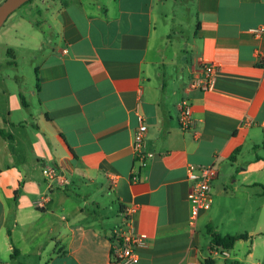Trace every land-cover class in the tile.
<instances>
[{
  "label": "crops",
  "instance_id": "crops-1",
  "mask_svg": "<svg viewBox=\"0 0 264 264\" xmlns=\"http://www.w3.org/2000/svg\"><path fill=\"white\" fill-rule=\"evenodd\" d=\"M59 1L47 5L58 27L34 70L35 114L0 88V264H114L125 217L145 234L130 264H205L199 231L214 252L208 230L231 233L221 219L254 217L262 233L264 37L251 29L264 0H187L192 32L166 61L151 44L162 0ZM199 57L216 66L208 89L194 84ZM182 100L194 119L185 130ZM139 115L144 162L132 149ZM189 163L216 169L193 225Z\"/></svg>",
  "mask_w": 264,
  "mask_h": 264
},
{
  "label": "rangeland",
  "instance_id": "rangeland-1",
  "mask_svg": "<svg viewBox=\"0 0 264 264\" xmlns=\"http://www.w3.org/2000/svg\"><path fill=\"white\" fill-rule=\"evenodd\" d=\"M53 0H30L14 9L0 27V88L16 95L22 94L30 106V113L35 114L37 104L31 92L35 89V67L40 64L43 54L55 43L57 22L47 5ZM59 2H65L60 0ZM187 0H162L164 15L158 16L156 35L152 47L159 48L158 58L168 60L177 54L183 36L188 38L192 32L193 10ZM184 39V40H185ZM158 63V67H161ZM0 109L4 105L0 103ZM250 224L239 222L216 221L222 232L230 234L248 232L249 238L238 239L228 255L222 254L221 247L210 253L207 248L209 236L205 227L200 229V244L203 254L214 259L212 264H264V207L261 214L263 220L262 233L258 232L254 221ZM250 228V229H249Z\"/></svg>",
  "mask_w": 264,
  "mask_h": 264
},
{
  "label": "built area",
  "instance_id": "built-area-1",
  "mask_svg": "<svg viewBox=\"0 0 264 264\" xmlns=\"http://www.w3.org/2000/svg\"><path fill=\"white\" fill-rule=\"evenodd\" d=\"M256 37H264V23L251 29ZM200 65V72L194 75V84L203 89L212 87L213 73L216 66L203 60L201 57L196 61ZM179 125L181 129H188L194 126V119L191 114L190 104L186 100H182L179 106ZM146 132V124L142 116H138L137 123L134 127L132 138V149L136 158L142 162L152 153L144 149V135ZM44 172L48 176H53L55 170L53 167L44 168ZM216 176V169L211 164H193L186 166V177L191 180V185L187 192L189 202V222L195 224L199 214L211 207L212 204V187L211 183ZM135 179V176H133ZM118 241L112 246L114 264H130L138 259L137 246L143 243L144 233H134L129 221V217H125L116 229ZM216 252V249L214 250ZM222 254L227 255V251L223 250Z\"/></svg>",
  "mask_w": 264,
  "mask_h": 264
},
{
  "label": "trees",
  "instance_id": "trees-1",
  "mask_svg": "<svg viewBox=\"0 0 264 264\" xmlns=\"http://www.w3.org/2000/svg\"><path fill=\"white\" fill-rule=\"evenodd\" d=\"M30 1V0H27ZM26 1V2H27ZM0 134L5 135L4 131L2 129H0ZM6 136H8L6 134ZM237 150V149H236ZM235 151L234 153H232V155L230 156L231 158L234 157ZM132 175V179H133ZM208 232L210 233V243L211 245L217 246V247H221L223 249H230L233 247L234 243L240 239V238H247L248 234L246 232H242V233H236V234H221L215 230L209 229ZM214 261L211 258H207L204 260L205 264H212Z\"/></svg>",
  "mask_w": 264,
  "mask_h": 264
},
{
  "label": "water",
  "instance_id": "water-1",
  "mask_svg": "<svg viewBox=\"0 0 264 264\" xmlns=\"http://www.w3.org/2000/svg\"><path fill=\"white\" fill-rule=\"evenodd\" d=\"M26 1L27 0H2L0 2V27L10 13Z\"/></svg>",
  "mask_w": 264,
  "mask_h": 264
}]
</instances>
